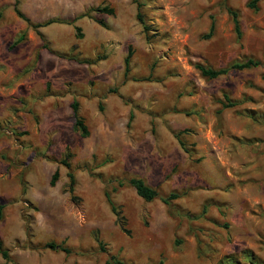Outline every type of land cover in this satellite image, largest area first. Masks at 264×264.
Returning a JSON list of instances; mask_svg holds the SVG:
<instances>
[{
  "label": "rangeland",
  "instance_id": "1",
  "mask_svg": "<svg viewBox=\"0 0 264 264\" xmlns=\"http://www.w3.org/2000/svg\"><path fill=\"white\" fill-rule=\"evenodd\" d=\"M249 2L0 0V264H264V0ZM131 178L179 197L145 202Z\"/></svg>",
  "mask_w": 264,
  "mask_h": 264
},
{
  "label": "trees",
  "instance_id": "2",
  "mask_svg": "<svg viewBox=\"0 0 264 264\" xmlns=\"http://www.w3.org/2000/svg\"><path fill=\"white\" fill-rule=\"evenodd\" d=\"M258 0H250V2L247 4V7L249 8H254L255 7V3ZM141 7L142 4L140 2H135V20L138 22V24L140 25L142 32L145 34V38L148 39L146 33L149 30V26H151V24L147 25L145 22V19L141 13ZM95 11L101 12V13H106V14H111L112 10L108 9L106 7H102V8H97L95 9ZM15 13L17 16H21L20 13L15 10ZM230 15L232 17V22H233V27H234V31L237 33V35L239 36V27H238V21L236 19V15L234 12H230ZM98 24L102 25V23L100 21H97ZM212 27H209V33H211ZM129 57H130V52L128 51L126 53V56L123 59V77L125 78L129 72V67H128V63H129ZM264 60V57H263ZM259 65V61H252V60H246L245 62L241 63V64H233L229 67V69H236V70H241V69H247L250 67H256ZM195 69L199 72V74L206 78V79H214L218 76H221L223 74H225L228 71V68H223V69H211L199 64L194 65ZM70 109H71V113H72V117H73V124H72V128L75 132H77L81 137H86L88 134L87 128L83 122V120L78 117L77 115V103L76 101H72V103L70 104ZM132 114H129V120L131 119ZM180 146H182V143H179ZM66 168H68V165L65 164ZM57 173L56 171L51 175L50 180H49V185L52 186L55 182ZM67 178L69 180V192L72 191V185H73V176L70 172L67 173ZM127 184L134 190V193L136 194L137 197H139L141 200L145 201V202H149L152 201L156 198H159L160 201L168 206L170 204V202L172 200H175L179 197V195L177 193H169L167 196L164 197H159L158 193L151 187L147 186L141 179L139 178H131L128 180ZM119 186H121V184L119 183ZM105 200L107 205L109 206L110 211L117 216V222H119L121 228H124V220L123 217L118 216V212L116 211V207L115 205L111 202L108 194H105ZM1 208V206H0ZM97 242V244L100 246V242L95 240ZM42 249H49L51 251L54 252H62L65 256H68L70 254L69 249L63 247L61 244H56L54 242H47L44 243L41 246ZM0 256L7 260L8 259V255L7 252L5 250H1L0 249ZM227 263H232L231 260H226ZM256 259H252V257L248 258V264H256ZM105 264H125L122 261L116 260L114 256H109L108 259L105 261Z\"/></svg>",
  "mask_w": 264,
  "mask_h": 264
}]
</instances>
